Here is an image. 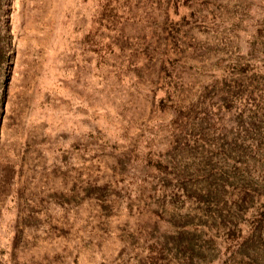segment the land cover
Here are the masks:
<instances>
[{"label": "rangeland", "instance_id": "obj_1", "mask_svg": "<svg viewBox=\"0 0 264 264\" xmlns=\"http://www.w3.org/2000/svg\"><path fill=\"white\" fill-rule=\"evenodd\" d=\"M0 264H264V0H0Z\"/></svg>", "mask_w": 264, "mask_h": 264}]
</instances>
